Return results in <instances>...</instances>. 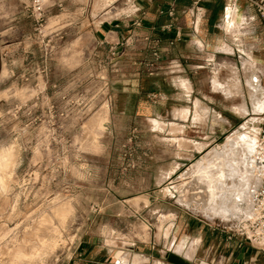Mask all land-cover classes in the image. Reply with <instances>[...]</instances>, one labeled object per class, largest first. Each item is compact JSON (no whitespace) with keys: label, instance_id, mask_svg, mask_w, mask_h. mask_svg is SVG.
<instances>
[{"label":"rangeland","instance_id":"374dc122","mask_svg":"<svg viewBox=\"0 0 264 264\" xmlns=\"http://www.w3.org/2000/svg\"><path fill=\"white\" fill-rule=\"evenodd\" d=\"M136 3L11 0L2 7L16 14L0 36V264H88L94 257L138 264L120 257L137 258L143 241L174 251L176 214L227 226L244 217L248 194L227 217L213 216L192 201L187 183L197 160L252 119L263 123L246 79L254 75L264 92V24L256 15L248 23L244 5L227 3L235 29L226 30L224 17L220 26L232 51L218 49L193 74L207 110L192 115L199 129L184 128L167 114L112 113L109 96L127 56L95 41L92 29ZM154 52L146 74L156 68ZM166 82L154 100H165Z\"/></svg>","mask_w":264,"mask_h":264},{"label":"crops","instance_id":"0c3cea01","mask_svg":"<svg viewBox=\"0 0 264 264\" xmlns=\"http://www.w3.org/2000/svg\"><path fill=\"white\" fill-rule=\"evenodd\" d=\"M10 1L0 0V21L4 23L0 27V36L13 28L10 19L15 17L16 11L2 8ZM260 1L263 0H137L131 13L94 27L95 41L111 52H122L127 56L124 60L128 69L120 70L119 89L109 96L112 113L131 118L167 114L174 124L199 129L191 121L192 115L206 112L207 106L202 102L204 96L200 88H196L193 74L203 64L214 60L219 50L232 51L223 43L225 33L220 26L224 17L226 30L235 29L229 24L234 18V9L229 8L225 14L227 3L241 8L244 5L246 10L243 8L241 12L248 23L256 15L259 23L264 24L255 6ZM224 48L230 51H224ZM153 51L158 52L157 65L148 75L143 67L152 60ZM118 57L123 59L121 55ZM243 61L245 65L251 63L248 59ZM165 80V100H154L152 96L161 91L160 84ZM183 142L188 141L183 139ZM171 220L173 236L169 237V243L173 241L174 251L164 246L156 247L159 243L143 241L137 258L122 255V261L136 262L138 259V264H264V252L233 233L227 225L200 224L197 219L184 217L183 213L176 214ZM88 264L114 263H102L94 257Z\"/></svg>","mask_w":264,"mask_h":264},{"label":"bare ground","instance_id":"6f19581e","mask_svg":"<svg viewBox=\"0 0 264 264\" xmlns=\"http://www.w3.org/2000/svg\"><path fill=\"white\" fill-rule=\"evenodd\" d=\"M246 84L250 90L252 111L262 113L264 92L258 80L251 75L246 79ZM263 123L259 118L252 119L249 128L229 136L225 144L214 147L191 167L187 186L192 191V201H199L198 205L204 212L227 217L237 210V202L248 194L244 217L247 216L250 192L257 184L260 169L257 159L260 157L258 133L261 132ZM253 184L255 185L251 187ZM184 185L185 183L179 184L178 188ZM178 200L183 201L181 197Z\"/></svg>","mask_w":264,"mask_h":264},{"label":"built area","instance_id":"2783aa9c","mask_svg":"<svg viewBox=\"0 0 264 264\" xmlns=\"http://www.w3.org/2000/svg\"><path fill=\"white\" fill-rule=\"evenodd\" d=\"M256 10L264 19V0L255 3ZM154 59H158L157 53H153ZM147 65H153V61ZM148 75L152 71L147 72ZM154 96V95H153ZM258 161V182L250 192L249 209L247 216L235 224L229 226V230L246 239L250 245L264 252V128L259 134Z\"/></svg>","mask_w":264,"mask_h":264},{"label":"water","instance_id":"95a60500","mask_svg":"<svg viewBox=\"0 0 264 264\" xmlns=\"http://www.w3.org/2000/svg\"><path fill=\"white\" fill-rule=\"evenodd\" d=\"M262 128H264V123H263V127Z\"/></svg>","mask_w":264,"mask_h":264},{"label":"flooded vegetation","instance_id":"af4514ba","mask_svg":"<svg viewBox=\"0 0 264 264\" xmlns=\"http://www.w3.org/2000/svg\"><path fill=\"white\" fill-rule=\"evenodd\" d=\"M262 127V126H261Z\"/></svg>","mask_w":264,"mask_h":264}]
</instances>
